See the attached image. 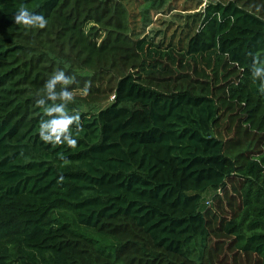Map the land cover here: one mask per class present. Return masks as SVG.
<instances>
[{
  "label": "trees",
  "instance_id": "obj_1",
  "mask_svg": "<svg viewBox=\"0 0 264 264\" xmlns=\"http://www.w3.org/2000/svg\"><path fill=\"white\" fill-rule=\"evenodd\" d=\"M131 23L124 0H0V264H264V0L208 3L177 44ZM59 70L75 148L38 135Z\"/></svg>",
  "mask_w": 264,
  "mask_h": 264
},
{
  "label": "rangeland",
  "instance_id": "obj_2",
  "mask_svg": "<svg viewBox=\"0 0 264 264\" xmlns=\"http://www.w3.org/2000/svg\"><path fill=\"white\" fill-rule=\"evenodd\" d=\"M213 1L218 0H124V3L130 12L131 28L135 33L150 35L157 41L163 39L165 42L173 37L172 41L177 44L179 40L185 42L187 35L197 27V21L206 5ZM109 103L91 107L88 111H99ZM231 193V188L228 187V198ZM203 195V208L213 207L216 210L218 206H226L227 198L218 200V197L225 195L221 189L208 190ZM201 247V240L188 243L189 255L199 258Z\"/></svg>",
  "mask_w": 264,
  "mask_h": 264
},
{
  "label": "clouds",
  "instance_id": "obj_3",
  "mask_svg": "<svg viewBox=\"0 0 264 264\" xmlns=\"http://www.w3.org/2000/svg\"><path fill=\"white\" fill-rule=\"evenodd\" d=\"M14 21L25 28L40 29L45 28L48 23L43 15L30 12L26 7H21L16 12ZM251 76L254 84L259 82L257 92L264 96V59L253 57ZM71 83L73 79L63 70L55 71L44 83L42 94L37 93L39 98L36 104L43 109L45 117L39 124V139L53 147L65 145L75 148L78 143L73 134V126L78 127L80 117L78 114H71L68 109V105L74 100L73 93L67 87ZM57 155L59 159H64L63 153Z\"/></svg>",
  "mask_w": 264,
  "mask_h": 264
}]
</instances>
